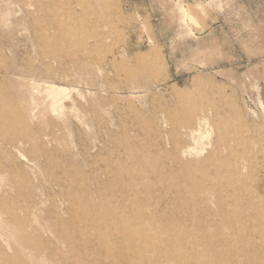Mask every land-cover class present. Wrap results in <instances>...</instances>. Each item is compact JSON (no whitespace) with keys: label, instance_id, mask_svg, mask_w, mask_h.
Returning a JSON list of instances; mask_svg holds the SVG:
<instances>
[{"label":"rangeland","instance_id":"rangeland-1","mask_svg":"<svg viewBox=\"0 0 264 264\" xmlns=\"http://www.w3.org/2000/svg\"><path fill=\"white\" fill-rule=\"evenodd\" d=\"M59 219L87 264H264V0H0V243L62 264L21 230Z\"/></svg>","mask_w":264,"mask_h":264},{"label":"bare ground","instance_id":"bare-ground-1","mask_svg":"<svg viewBox=\"0 0 264 264\" xmlns=\"http://www.w3.org/2000/svg\"><path fill=\"white\" fill-rule=\"evenodd\" d=\"M209 120L210 119L206 118L203 120L202 123L208 124ZM115 213L116 212H114V214ZM84 222L86 223L85 225L88 224L87 219H85ZM122 224L124 228L129 229V228H132V226L134 225V222H132L128 218H124L122 219ZM41 225L42 226L40 228L33 224H30L29 225L30 230H28V227L26 226L21 227L22 234H23L22 238L24 242V247L25 249L30 251L29 252L30 254L28 256L29 258L33 259V251L36 253L37 257L39 256L41 257L42 250H47L49 253V256L52 257L53 260L55 259L56 261H60L62 264H87L88 257L83 254H81L80 256L78 251H80L83 247H86V246L93 247L95 241L93 238L88 237V236L86 237L87 240H84L83 237H85V235L82 233V231H80L77 228L78 225H75L74 222L65 223V222H62L60 219L56 223H53L50 228H47V226H45L44 224H41ZM113 235L112 237L116 236V239L118 240L117 242H120L121 244H123V247L125 246L124 247L125 249H128L126 247H128L129 245H134V242L139 239V236L135 237L132 235H126L123 232L116 233L114 236ZM33 237L36 239L35 241H33ZM102 245L105 249V252H108L109 254H111L110 253L111 249L105 246V242H103ZM63 246L66 247V251L62 249ZM7 249L12 250L13 248H7ZM7 249L3 247L2 243H0V264H34L32 261L30 262L29 260H27L26 257H24L21 253L15 252L14 254H12ZM154 253L157 254L155 258H152V257L149 258L146 255H139L138 259L149 261L150 262L149 264H168L169 263L170 261L169 259L167 258L162 259L160 251L158 252L155 251ZM196 263L197 261L193 259V261L189 263L185 262L182 264H196ZM247 264H250V261H248Z\"/></svg>","mask_w":264,"mask_h":264}]
</instances>
